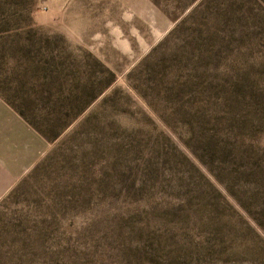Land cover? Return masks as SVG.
Here are the masks:
<instances>
[{"label":"rangeland","instance_id":"rangeland-1","mask_svg":"<svg viewBox=\"0 0 264 264\" xmlns=\"http://www.w3.org/2000/svg\"><path fill=\"white\" fill-rule=\"evenodd\" d=\"M0 264H264V0H0Z\"/></svg>","mask_w":264,"mask_h":264}]
</instances>
